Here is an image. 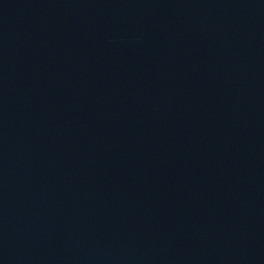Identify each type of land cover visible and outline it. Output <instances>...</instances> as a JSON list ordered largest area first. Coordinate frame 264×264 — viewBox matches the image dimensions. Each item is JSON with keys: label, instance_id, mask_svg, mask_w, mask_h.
<instances>
[{"label": "water", "instance_id": "water-1", "mask_svg": "<svg viewBox=\"0 0 264 264\" xmlns=\"http://www.w3.org/2000/svg\"><path fill=\"white\" fill-rule=\"evenodd\" d=\"M0 264H264V0H0Z\"/></svg>", "mask_w": 264, "mask_h": 264}]
</instances>
